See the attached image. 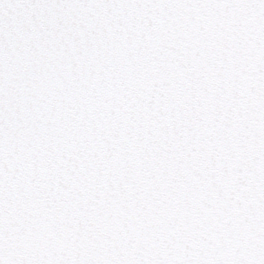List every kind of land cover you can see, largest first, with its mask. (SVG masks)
Instances as JSON below:
<instances>
[{
	"label": "snow or ice",
	"instance_id": "obj_1",
	"mask_svg": "<svg viewBox=\"0 0 264 264\" xmlns=\"http://www.w3.org/2000/svg\"><path fill=\"white\" fill-rule=\"evenodd\" d=\"M0 264H264V0H0Z\"/></svg>",
	"mask_w": 264,
	"mask_h": 264
}]
</instances>
